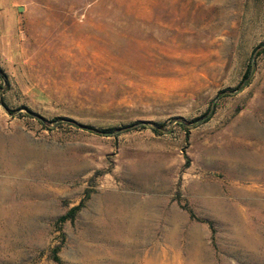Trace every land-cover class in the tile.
<instances>
[{
  "label": "rangeland",
  "instance_id": "374dc122",
  "mask_svg": "<svg viewBox=\"0 0 264 264\" xmlns=\"http://www.w3.org/2000/svg\"><path fill=\"white\" fill-rule=\"evenodd\" d=\"M0 71V264H264V0H0Z\"/></svg>",
  "mask_w": 264,
  "mask_h": 264
},
{
  "label": "bare ground",
  "instance_id": "6f19581e",
  "mask_svg": "<svg viewBox=\"0 0 264 264\" xmlns=\"http://www.w3.org/2000/svg\"><path fill=\"white\" fill-rule=\"evenodd\" d=\"M248 129V128H247ZM239 135L240 136H247L248 134H249V131L248 130H245V128H241L240 130H239ZM251 135V134H250ZM258 146V145H257ZM226 155H232L231 153H226ZM240 155V154H239ZM248 158H249V160L251 161V163H252V165H253V163H254V159H252L251 157H250V154H248ZM258 160H259V158H258ZM242 164H244V163H242ZM256 164V163H255ZM246 167V166H245ZM248 167V166H247ZM246 167V168H247ZM250 167V166H249ZM112 200H115V199H113L112 198ZM112 200H110V201H112ZM118 200V199H117ZM121 202V201H120ZM125 202H126V200H125ZM130 202V201H129ZM133 202V201H132ZM136 202V201H135ZM118 203V202H117ZM116 202H112V204H110V205H108V210L109 211H111V213L112 214H116V213H119L120 212V208H117L118 206V204H117ZM130 204H132V203H130ZM129 204V205H130ZM128 205V204H127ZM128 205V206H129ZM137 205H138V203H137ZM140 205V204H139ZM1 206V205H0ZM9 206H10V208L11 209H14V210H18L19 208H18V206L16 205V204H13V203H10L9 204ZM140 207H141V205H140ZM136 208V207H135ZM134 208V211H133V217L135 218V220L138 218V214H137V212H139V211H136V209ZM141 209V208H140ZM16 210V211H17ZM138 210H139V207H138ZM143 210V209H142ZM12 212V211H11ZM18 213V212H17ZM130 213V212H129ZM142 212H140V214H141ZM1 215H3V213H1ZM29 215V211L25 208V209H23L22 211H20V215L16 218V220H22V219H25L27 216ZM130 215V214H129ZM128 215V216H129ZM143 215V214H142ZM130 217V216H129ZM132 217V216H131ZM139 217H141V216H139ZM123 219V218H122ZM139 219H141V218H139ZM127 220V219H126ZM134 221V220H133ZM131 223L130 224H128V222H127V224H120L121 226H122V229L123 230H125L126 232L127 231H129V234H131L130 233V230H131V228H134L133 226V224L136 222H132V221H130ZM140 222H141V220H140ZM139 221L137 222V224H139L140 223ZM119 223V222H118ZM133 223V224H132ZM136 224V223H135ZM136 224V225H137ZM121 226H120V228H121ZM139 228V227H138ZM132 230H136V229H132ZM15 232H16V230H15ZM136 232V231H135ZM16 234V233H15ZM19 234V233H18ZM132 234H134V233H132ZM18 236V235H17ZM130 236V235H129ZM134 236V235H133ZM126 239V238H125ZM94 264V263H93ZM139 264V263H138Z\"/></svg>",
  "mask_w": 264,
  "mask_h": 264
},
{
  "label": "trees",
  "instance_id": "16d2710c",
  "mask_svg": "<svg viewBox=\"0 0 264 264\" xmlns=\"http://www.w3.org/2000/svg\"><path fill=\"white\" fill-rule=\"evenodd\" d=\"M247 77H248V74L244 76L243 81L241 82V84H243V82L247 79ZM0 79H1L3 82L6 81V78H5V76L2 74L1 71H0ZM72 124H74L75 126H77V127H79V128H82V129L86 130L87 132H89V133H91V134L98 135V136H104V135H107V134H111V133H113L114 131L124 130V129H126V128H130V127H131V126H129V127H124L123 129L99 130V129L92 128V127H88V126H81V125H78V124L75 123V122H72ZM179 124H180V123H179ZM159 128H161V125H160V124H153V127H152L151 130H152L153 132H157V129H159ZM79 207H80V205H77V206L71 208V209L69 210V212H68L66 215L62 216V217L59 219V222H64V221H66V220H68V219H72L73 216H74V214H75V212L79 209ZM56 253H57V251L54 250V251H53V256H52V258H53V260H54L55 262L59 263V259H58L57 255H56Z\"/></svg>",
  "mask_w": 264,
  "mask_h": 264
},
{
  "label": "water",
  "instance_id": "95a60500",
  "mask_svg": "<svg viewBox=\"0 0 264 264\" xmlns=\"http://www.w3.org/2000/svg\"><path fill=\"white\" fill-rule=\"evenodd\" d=\"M20 11V10H19Z\"/></svg>",
  "mask_w": 264,
  "mask_h": 264
}]
</instances>
